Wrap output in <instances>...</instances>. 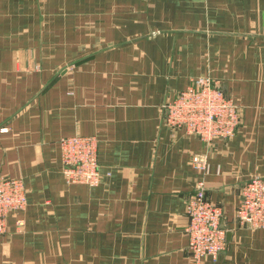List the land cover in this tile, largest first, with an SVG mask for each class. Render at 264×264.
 I'll return each instance as SVG.
<instances>
[{"label": "crops", "instance_id": "0c3cea01", "mask_svg": "<svg viewBox=\"0 0 264 264\" xmlns=\"http://www.w3.org/2000/svg\"><path fill=\"white\" fill-rule=\"evenodd\" d=\"M206 75L243 107L213 144L162 121ZM74 134L98 138L111 174L96 186L62 172ZM0 174L28 188L0 264H190L199 185L227 238L204 264H264V228L236 218L244 184L264 179V0H0Z\"/></svg>", "mask_w": 264, "mask_h": 264}, {"label": "built area", "instance_id": "2783aa9c", "mask_svg": "<svg viewBox=\"0 0 264 264\" xmlns=\"http://www.w3.org/2000/svg\"><path fill=\"white\" fill-rule=\"evenodd\" d=\"M242 111V105L227 96L218 81L206 75L191 79L185 90L166 102L162 121L172 130L213 144L237 133ZM58 145L67 182L96 186L105 174H111V170L102 172L95 135L62 136ZM192 160L196 166L207 168L205 157L196 154ZM27 204L28 188L24 179L0 174V234L8 231V217L24 210ZM186 212L190 264H204L206 258H217L227 245L223 206L209 199L204 187L199 185L188 200ZM236 218L251 229L264 228L263 178L254 176L244 184Z\"/></svg>", "mask_w": 264, "mask_h": 264}]
</instances>
